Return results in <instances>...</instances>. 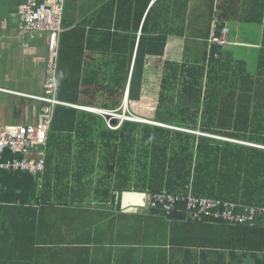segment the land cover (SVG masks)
<instances>
[{
  "label": "trees",
  "instance_id": "obj_1",
  "mask_svg": "<svg viewBox=\"0 0 264 264\" xmlns=\"http://www.w3.org/2000/svg\"><path fill=\"white\" fill-rule=\"evenodd\" d=\"M148 1L75 4L80 19L61 34L56 61V98L70 106L53 108L40 199L67 190L55 198L111 206L123 192L190 191L264 209V49L249 73L226 49L228 39L223 47L209 43L211 3L200 15L190 0H156L141 23ZM218 1L216 36L229 21L264 24V0ZM176 39L195 48L184 44L179 55ZM159 66L148 121L166 127L73 107L120 115L125 92L127 107L140 102ZM263 218L216 228L230 264H264Z\"/></svg>",
  "mask_w": 264,
  "mask_h": 264
},
{
  "label": "crops",
  "instance_id": "obj_2",
  "mask_svg": "<svg viewBox=\"0 0 264 264\" xmlns=\"http://www.w3.org/2000/svg\"><path fill=\"white\" fill-rule=\"evenodd\" d=\"M104 1L71 0L70 9V1L64 0L61 34L80 19V7L75 4ZM129 1L123 0L122 4L128 5ZM150 3L141 23L154 4ZM191 3L198 9L197 14H205L210 3L211 11L218 12V0ZM19 5L20 0H0V126L4 127L37 121L41 105L28 96L43 95L48 74L46 35L21 28ZM230 22L240 23L234 20L226 24ZM251 40L239 42L228 35L226 49L241 60L246 53L243 48L251 46L249 50L257 60L264 49V31L258 40ZM12 158L19 155L8 151L0 155V161ZM41 191L36 178L29 174L0 172V264H230L229 248L225 244L223 248L216 246L224 236L220 228L216 229L222 222L192 220L183 206L164 214L140 207L138 202L128 201L122 206L121 198L111 206L91 199L64 202L62 198L60 202L55 198L67 190L47 191L40 199Z\"/></svg>",
  "mask_w": 264,
  "mask_h": 264
},
{
  "label": "built area",
  "instance_id": "obj_3",
  "mask_svg": "<svg viewBox=\"0 0 264 264\" xmlns=\"http://www.w3.org/2000/svg\"><path fill=\"white\" fill-rule=\"evenodd\" d=\"M156 0H151L150 5ZM64 0H20L17 17L21 28L27 32L46 35L47 77L43 84V95L28 96L41 104L37 121L22 126H0V155L5 152L16 153L19 158L0 161V172L25 173L36 178L40 187L41 175L45 165V148L47 132L52 120L55 106H69L56 98V61L58 54V38L62 32V10ZM211 21V33L209 43L223 47L227 42L228 28L221 29L220 35H215V27L218 18L215 10ZM99 115H108L111 118L116 115L92 108L77 107ZM117 118L119 116H116ZM141 122L135 117L120 119ZM107 126L112 127L107 121ZM208 136V135H206ZM144 207L149 210H159L164 214H171L183 206L185 214L192 220L208 219L226 224L246 225L255 223L260 217H264V209L237 206L231 203L199 198L193 196L190 191L186 195L160 192L149 194L145 192Z\"/></svg>",
  "mask_w": 264,
  "mask_h": 264
},
{
  "label": "rangeland",
  "instance_id": "obj_4",
  "mask_svg": "<svg viewBox=\"0 0 264 264\" xmlns=\"http://www.w3.org/2000/svg\"><path fill=\"white\" fill-rule=\"evenodd\" d=\"M68 1H70V9H72L73 5L71 4V0H68ZM193 7H194V4L192 5V3H191V8H193ZM191 8H190V10H191ZM192 14H194V12ZM68 20H69V18H68ZM68 20H67V22H68ZM194 21L199 23L198 18L194 19ZM228 28L230 30V34H229L230 38H232L234 36V39L238 40L239 42L249 43V42H253L251 39L255 38L258 40L261 33L263 32L264 24L260 25V24H254V23L230 22L228 24ZM176 40L179 41L178 45H177L179 55H181V51L184 47V44L187 47V49L189 46H190V48L191 47L193 49L195 48L193 45L189 44L190 43L189 41L184 42V41H181L178 39H176ZM250 47L243 48L246 50V53L241 59V60L245 59L249 73L256 71V65H257V60L255 58L254 53L252 52V50H249ZM188 51H189V49H188ZM155 66H156V64H155ZM154 69H156V68H154ZM148 75H149V81H150V85H148L149 92H146L145 96L141 99L140 102L135 103V104H131L130 108L125 107L124 110L121 111L120 115L115 114L113 112L116 116H119L118 117L119 120L122 118V116L128 117V118L133 116V117H136L138 119H143V120H147V121H148V119H151L155 105H156V91H154V86H155V84H157V79L159 78L158 77L159 73H158V71L153 70V71L149 72ZM124 113H126V114L123 115ZM116 116L113 118H117ZM150 123L152 124V122H150ZM157 126L166 127V126H162V125H158V124H157ZM183 131H185V130H183ZM186 132L193 133V132H189V131H186ZM193 134H196V133H193Z\"/></svg>",
  "mask_w": 264,
  "mask_h": 264
},
{
  "label": "water",
  "instance_id": "obj_5",
  "mask_svg": "<svg viewBox=\"0 0 264 264\" xmlns=\"http://www.w3.org/2000/svg\"><path fill=\"white\" fill-rule=\"evenodd\" d=\"M127 106V92L124 96V100H123V104H122V110H124V108ZM149 124V123H148ZM152 125V124H151ZM144 197H145V192H123L121 194V201L120 204L122 206H125L127 204V202H135V203H139L140 207H144ZM143 199V200H142Z\"/></svg>",
  "mask_w": 264,
  "mask_h": 264
},
{
  "label": "clouds",
  "instance_id": "obj_6",
  "mask_svg": "<svg viewBox=\"0 0 264 264\" xmlns=\"http://www.w3.org/2000/svg\"><path fill=\"white\" fill-rule=\"evenodd\" d=\"M212 15H213V12H212ZM227 27V26H226ZM228 28V27H227ZM228 30H229V28H228ZM229 33H230V30H229V32H228V35H229ZM227 39H228V36H227ZM58 100V99H57ZM59 101V100H58ZM61 102V101H60ZM40 104V103H39ZM41 105V104H40ZM69 105V104H68ZM70 106V105H69ZM74 108H76V109H79V108H77V107H79V106H73ZM82 108H86V107H82ZM90 109V108H89ZM92 109H95V108H92ZM79 110H82V109H79ZM98 110H101V109H98ZM84 111H86V110H84ZM102 111H105V110H102ZM87 112H89V111H87ZM106 112H109V111H106ZM90 113H92V112H90ZM95 114V113H94ZM97 115H99V114H97ZM123 115H125V113L123 114ZM104 116H108V115H104ZM131 116V115H130ZM110 117V116H109ZM133 117V116H132ZM136 118V117H135ZM112 119H118V118H112ZM119 120V119H118ZM140 120H143V119H140ZM120 121V120H119ZM128 121V120H127ZM121 122V121H120ZM141 123H146V124H151L150 123V121H146V120H143V121H141ZM152 125H157L156 123H153L152 122ZM196 134H199V133H196Z\"/></svg>",
  "mask_w": 264,
  "mask_h": 264
},
{
  "label": "bare ground",
  "instance_id": "obj_7",
  "mask_svg": "<svg viewBox=\"0 0 264 264\" xmlns=\"http://www.w3.org/2000/svg\"><path fill=\"white\" fill-rule=\"evenodd\" d=\"M245 60V59H244ZM19 126V125H18ZM21 126V125H20ZM244 207V206H243ZM195 243V242H194Z\"/></svg>",
  "mask_w": 264,
  "mask_h": 264
}]
</instances>
